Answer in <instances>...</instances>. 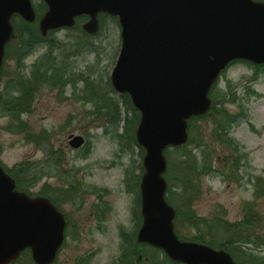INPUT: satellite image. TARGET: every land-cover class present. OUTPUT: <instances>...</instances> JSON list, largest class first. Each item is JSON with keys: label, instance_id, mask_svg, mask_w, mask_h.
I'll return each instance as SVG.
<instances>
[{"label": "water", "instance_id": "95a60500", "mask_svg": "<svg viewBox=\"0 0 264 264\" xmlns=\"http://www.w3.org/2000/svg\"><path fill=\"white\" fill-rule=\"evenodd\" d=\"M43 35L74 27L78 16L88 34L100 30L99 15L119 18L122 46L111 82L129 93L142 114L136 137L146 150L141 183L143 226L139 243L158 247L184 264H237L228 252L175 233L176 210L166 200L165 150L188 142V120L209 112L210 92L235 60L264 64V2L256 0H45ZM36 19L31 0H0V72L14 37L12 17ZM0 96V102H1ZM71 146H84L81 136ZM66 218L47 197L18 191L0 165V264L30 249L37 264H53L65 242Z\"/></svg>", "mask_w": 264, "mask_h": 264}, {"label": "rangeland", "instance_id": "374dc122", "mask_svg": "<svg viewBox=\"0 0 264 264\" xmlns=\"http://www.w3.org/2000/svg\"><path fill=\"white\" fill-rule=\"evenodd\" d=\"M34 2L42 11V0ZM100 27L96 35L84 38L85 42L79 47L75 45L79 30L61 29L56 32L55 39L65 45L60 50L61 56L78 53V49L81 51L79 56L68 59V75L71 78L69 85L52 87L42 84L33 95L30 109L21 120L25 132L10 131L12 123L18 126L20 122L15 123L1 116L3 109H0V163L13 169L27 161L37 166L38 172L41 171L42 176L30 187L29 194L41 196L45 191L44 184L57 188L58 192L71 189L67 178L57 173L59 170L48 167V154L41 149L46 143L52 145L58 154L66 155L67 163L62 167L76 166V173L85 185L78 182L81 195L79 201L64 200L59 203L73 224L72 236L66 239L55 264H118L125 249L122 248L121 231L132 232V214L135 210L140 212L137 203L140 199L139 189L138 193L136 187H131H134L135 182H141L139 179L143 174L140 148L121 149L119 138L112 131L107 132V124L95 116V106L85 95V84L79 82L75 86L72 83L80 73L91 80L101 77L105 81L110 80L120 51L122 28L113 17H104ZM17 43L13 41L5 60L1 85L5 97H8L6 83L18 78L20 72L30 76L33 64L45 53L44 48H40L35 54L26 57L22 62L24 67L19 71L15 55ZM91 46L101 50L100 57L88 50ZM214 100V115L219 116L221 110L225 109L238 121L232 136L242 157L238 172L240 181L231 182L228 173L225 174L221 167L218 173L207 175L203 178V190L194 204V210L207 219L220 216L224 211L230 222H240L254 212L256 224L252 230L264 240L263 70L254 69L240 61L231 64L220 77L214 91ZM123 115L126 116L124 112ZM121 126L119 134L124 133V123ZM201 127H206L207 132L210 128L215 129L212 115L201 122ZM30 134L40 137L41 144L29 139ZM72 134L87 139L83 150L75 151L70 147L69 137ZM227 152L226 157L231 156L233 151ZM224 154L226 151L219 149L217 160L222 159ZM137 228L131 236L138 232ZM178 228L182 235H192L189 226L179 223ZM145 259V264H150L152 259H157L158 263L165 260L160 253L156 256L148 254Z\"/></svg>", "mask_w": 264, "mask_h": 264}, {"label": "trees", "instance_id": "16d2710c", "mask_svg": "<svg viewBox=\"0 0 264 264\" xmlns=\"http://www.w3.org/2000/svg\"><path fill=\"white\" fill-rule=\"evenodd\" d=\"M15 20V28L21 42L18 51V64L20 69L24 59L41 47H45L46 53L32 66V76L24 77L19 74V78H14L8 82V97L1 105L3 109L1 116L8 117L12 122L19 121L17 126L9 127L10 131L25 132L24 124L21 122L23 115L27 114L30 109V104L33 101V95L39 87L49 85L52 87L67 86L71 82L68 73L69 57L79 56L78 53H71L67 56H61L62 45L59 40L55 39V32L47 38H43L39 32L32 30L31 26L20 19ZM81 20V19H80ZM74 30H79L80 33L76 37L78 39L76 46H81L85 42L84 38H90L80 26ZM88 50L94 51L100 57L101 50L95 46H91ZM247 64V63H246ZM254 69H261L264 72V66L252 65ZM69 77V78H68ZM85 84L86 98L95 106L94 114L99 120H103L107 124V132L112 131L119 138L121 149L128 150L131 147L140 148V156L143 157L145 151L138 146L136 137L134 136L135 129L140 121L141 114L134 108L129 94L120 95L113 91L110 80L105 81L104 77L98 80L85 77L83 74H78L72 80L76 86L77 83ZM84 91V92H85ZM214 100V92L211 93ZM215 108L210 110V113L204 116L193 117L189 123L188 133L190 140L184 147H173L166 150V158H168V171L165 174L168 181L167 201L176 208L177 232L183 238H188L182 235L178 228L179 223L189 226L192 235L189 237L196 242L206 243L217 249H224L234 256L238 264H264V240L260 235H255L252 228L256 224L255 213H250L248 218L242 219L240 222H230L227 215L223 211L220 216L214 218H205L197 214L194 210V204L202 193L203 178L207 175L218 173L221 167L231 182L238 183L240 178L238 172L240 170V162L242 160L236 140L232 136V130L238 121L233 119L229 111L222 109L219 116L214 115ZM125 113V117L123 115ZM212 117L216 123L215 129L210 128L206 131L201 127V122ZM219 117V121H218ZM212 119V118H211ZM133 122V126L132 125ZM124 123V133L119 134L121 124ZM29 139L36 141L39 145L40 137L36 134H30ZM123 147V148H122ZM223 148L226 151L223 158L218 159V150ZM227 150L233 151L231 156H227ZM44 151L48 153V167L57 168L65 160L64 154H57V151L52 145L46 143ZM62 159V160H60ZM62 161V162H61ZM44 168V167H43ZM144 169V168H143ZM9 172L16 179L18 188L29 194L31 186L35 185L42 176L41 171L38 172L37 166L25 161L17 167L9 169ZM31 178V179H29ZM55 196V198H54ZM52 201L57 202L56 194L52 197ZM60 199V198H58ZM139 203V201H138ZM140 205V203H139ZM141 223V218L139 220ZM121 237L123 238L122 255L118 264H145V257L148 254L156 256L158 253L163 255L165 259L163 263H158L157 259L151 260L150 264H174L163 252L158 248L143 247L144 260L137 263L136 256L139 248H137L134 237L125 230H122ZM11 264H36L32 261L28 251L22 253L21 257Z\"/></svg>", "mask_w": 264, "mask_h": 264}, {"label": "flooded vegetation", "instance_id": "af4514ba", "mask_svg": "<svg viewBox=\"0 0 264 264\" xmlns=\"http://www.w3.org/2000/svg\"><path fill=\"white\" fill-rule=\"evenodd\" d=\"M63 161H65L67 163V160H63ZM57 170L60 171V172H57L58 174L61 173V176L62 177L67 178L68 184L71 185V189L68 192H61L63 190H59L60 192H58L57 191L58 190L57 188H51V185L44 184L45 185V191H44L45 195L47 194L46 196H51L52 197V195H54L53 193H55L56 195L60 196V201H58V206H59V203L62 202V201H64V200L65 201L74 200V202L75 201H79L80 198H81L80 197L81 195H80V193L78 191L79 188H80V184H82L83 186H85V185L83 184V182H81V179L79 178L78 173H76V171L78 170L76 168V166H73L71 168H67V167H64L63 168L60 165V167H58ZM78 182L80 184H78ZM138 183H139V181L135 182L134 183V187H133V185H131V187L132 188L138 187ZM135 189H137V188H135ZM63 212L65 214V218L67 219L66 238H65V239H67V238H69L70 235L72 236L71 226H72L73 223L70 221V219L68 218V215L65 213V211H63Z\"/></svg>", "mask_w": 264, "mask_h": 264}]
</instances>
